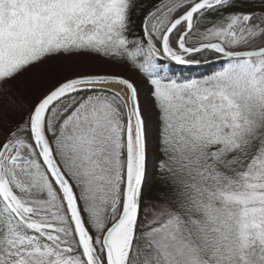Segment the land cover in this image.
Segmentation results:
<instances>
[{"label": "snow or ice", "instance_id": "obj_1", "mask_svg": "<svg viewBox=\"0 0 264 264\" xmlns=\"http://www.w3.org/2000/svg\"><path fill=\"white\" fill-rule=\"evenodd\" d=\"M0 264H264V0H0Z\"/></svg>", "mask_w": 264, "mask_h": 264}, {"label": "trees", "instance_id": "obj_2", "mask_svg": "<svg viewBox=\"0 0 264 264\" xmlns=\"http://www.w3.org/2000/svg\"><path fill=\"white\" fill-rule=\"evenodd\" d=\"M220 65L218 63H213L211 60L206 61L205 63H202L200 65H192V66H185V65H171L170 66V73L174 74L178 77H187V76H198L200 74H208L211 71H214L216 68H218ZM129 75H132V73H129ZM137 82L141 83L143 81L142 76L136 77ZM142 95L147 94V87L141 88ZM154 140V137H153ZM150 148L154 147V143L149 145ZM157 156V153L151 152L149 153V177L148 181L146 183V193H151L153 190H155L160 181L159 178L155 175V158Z\"/></svg>", "mask_w": 264, "mask_h": 264}]
</instances>
